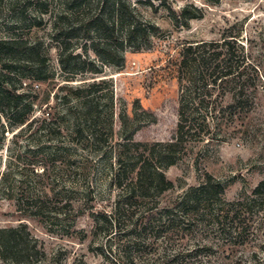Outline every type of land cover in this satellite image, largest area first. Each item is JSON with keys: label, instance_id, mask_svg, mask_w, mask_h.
<instances>
[{"label": "rangeland", "instance_id": "obj_1", "mask_svg": "<svg viewBox=\"0 0 264 264\" xmlns=\"http://www.w3.org/2000/svg\"><path fill=\"white\" fill-rule=\"evenodd\" d=\"M100 2L80 0L77 3L90 5L89 11H80L66 9L64 0H0V38L17 37L33 47L34 69L46 77L43 82L22 80L26 86L21 85L18 93L27 96L31 111L22 125L3 124L0 229L26 225L43 249L42 264H124L128 256L131 262L127 264H264V208L258 202L247 204L253 189L264 180V0H220L217 4L165 0L153 6L143 0L128 2L137 20L159 29L152 40L153 53L169 52L174 57L182 44L234 36L254 69L246 71L249 86L236 82L212 92L211 100L222 107L231 105L234 96L243 103L248 101L250 107L218 113L201 141L187 138L180 159L163 170L173 187L158 198L160 209L170 207L208 173L223 185L225 202H243V211L227 222L226 235L208 222L198 221L190 228L162 226L141 234L137 246L129 245L131 249L127 248L132 239L125 226L106 243V236L92 220L97 213L110 212L119 193L112 185L110 168L122 141L118 127L114 124L113 137L100 147V153L85 135L72 134L76 123L83 127L75 118L86 99L83 97L89 95L77 97L76 88L103 80V89L89 98L101 104L111 100L117 111L131 83L124 79L130 75L126 73L129 63L121 72L92 51L98 35L87 17L99 13ZM185 6L200 9L202 17L191 20L187 27H176L172 16H178ZM61 29L63 35L57 36ZM62 39L67 53L80 57L69 59L65 70L58 62ZM18 59L28 60L27 55ZM90 62L98 73L87 71ZM156 118L155 124L135 133V141L153 143L171 138L177 119L171 100L156 111ZM35 203L42 204L41 216L30 214ZM143 207L135 213L141 214L149 205ZM241 228L245 231L238 236ZM108 245L113 249L110 254ZM120 249L127 250L126 256ZM0 264L7 263L0 260Z\"/></svg>", "mask_w": 264, "mask_h": 264}, {"label": "trees", "instance_id": "obj_2", "mask_svg": "<svg viewBox=\"0 0 264 264\" xmlns=\"http://www.w3.org/2000/svg\"><path fill=\"white\" fill-rule=\"evenodd\" d=\"M78 1L80 0H64V7L89 11V4L83 6ZM129 1L112 0L108 6L109 0H99V13L87 17L88 24L93 25L94 32L98 35V41L92 43L95 55L103 63L120 71L129 63L130 71L126 73L130 75L124 79L131 83L126 86L123 103L119 100V107L115 111V104L111 100L101 104V101L89 98L90 94L103 89V80L74 90L77 97L84 93L89 95L83 97L86 99L82 101L80 112L75 118L84 128L76 123L72 134L85 135V140L95 148L96 153L102 152L100 147L113 137L114 124L122 137L114 151L113 165L110 166L112 185L119 193L110 212L92 216L95 228L104 233L106 243H109L116 232L118 235L121 232L120 226H125L126 235L132 239L127 248L137 246L140 235L148 231L158 230L162 226L171 228L184 225L190 228L197 226L198 221L201 224L211 223L213 228L226 235L227 222L229 224L236 220L245 203H226L223 185L210 174L205 173L197 185L187 188L170 207L160 209L158 198L173 187L165 178L163 170L175 165L180 159L187 138L201 141L209 133L218 113L241 109L244 105L250 107L248 101L243 103L235 96L231 105L222 107L211 100V96L215 89L236 82L249 86L250 76L246 71L253 67L234 36H224L217 42L182 44L174 57L169 52H161L159 55L153 53L152 40L159 29L148 22L137 20ZM161 1L165 3V0H143L149 6ZM207 1L217 4L220 0ZM22 15L23 12L20 13V18ZM201 17L200 9L185 6L172 19L176 27H187L191 20ZM20 18L17 17L16 20L19 21ZM59 35H63L62 29L58 31L57 36ZM64 38L67 40L68 37ZM61 42L58 45V62L65 70L69 59L80 57L67 53V48L61 45L65 41L62 39ZM33 54L34 48L17 37L0 38V143L4 136V121L22 125L31 111L27 96L18 93L21 85L26 86L22 80H46L40 70L34 69L31 60ZM24 55H27L28 60L18 59ZM80 63L85 64L84 61ZM89 65L88 72L98 73L94 63L90 62ZM242 94L241 85L239 96ZM169 100L175 106L177 118L171 138L165 142L135 141V133L145 126L155 124L156 111ZM251 195L247 204L250 206L258 202L264 208V180L253 189ZM37 204L30 213L33 216H41L42 204ZM146 205L149 208L141 214L135 213L137 208H144ZM68 206L71 207L70 204ZM129 221L130 224L125 223ZM244 231L245 228H241L238 236H242ZM108 252H113L110 245ZM120 252L126 256L127 250L120 249ZM44 259L42 247L26 225L0 229L2 262L42 264ZM123 260L124 264L131 262L129 256Z\"/></svg>", "mask_w": 264, "mask_h": 264}, {"label": "built area", "instance_id": "obj_3", "mask_svg": "<svg viewBox=\"0 0 264 264\" xmlns=\"http://www.w3.org/2000/svg\"><path fill=\"white\" fill-rule=\"evenodd\" d=\"M25 85V84H24Z\"/></svg>", "mask_w": 264, "mask_h": 264}]
</instances>
